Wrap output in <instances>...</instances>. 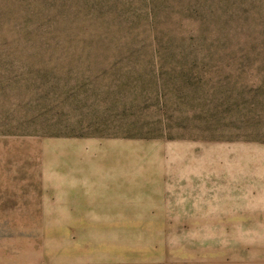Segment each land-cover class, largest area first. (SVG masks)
Masks as SVG:
<instances>
[{
    "label": "rangeland",
    "instance_id": "obj_1",
    "mask_svg": "<svg viewBox=\"0 0 264 264\" xmlns=\"http://www.w3.org/2000/svg\"><path fill=\"white\" fill-rule=\"evenodd\" d=\"M216 74L152 139L46 136L0 97V264H264V88Z\"/></svg>",
    "mask_w": 264,
    "mask_h": 264
},
{
    "label": "trees",
    "instance_id": "obj_2",
    "mask_svg": "<svg viewBox=\"0 0 264 264\" xmlns=\"http://www.w3.org/2000/svg\"><path fill=\"white\" fill-rule=\"evenodd\" d=\"M254 59L264 0H0V97L18 100L4 115L60 119L46 136L166 137L168 99L216 71L264 88Z\"/></svg>",
    "mask_w": 264,
    "mask_h": 264
}]
</instances>
